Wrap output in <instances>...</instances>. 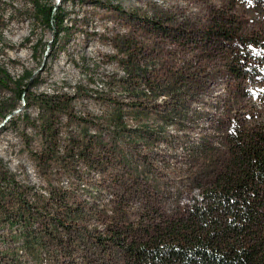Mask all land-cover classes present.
Masks as SVG:
<instances>
[{"label": "trees", "instance_id": "trees-1", "mask_svg": "<svg viewBox=\"0 0 264 264\" xmlns=\"http://www.w3.org/2000/svg\"><path fill=\"white\" fill-rule=\"evenodd\" d=\"M28 1L55 40L73 27L51 0ZM211 1L219 4H209L201 22L163 10L143 17L112 10L156 43L127 35L114 45L126 75L121 84L142 125L127 129L117 111L107 124L113 129L108 148L101 136L87 133L86 119L77 118L84 132L62 158L70 182L49 187L46 196L0 168V223L9 227L0 233V264H264V0ZM88 5L102 7L96 0ZM166 43L191 58L159 55ZM222 72L218 115L186 145L182 170L165 162L158 167L139 153L137 147L155 142L175 149L178 132L193 128L201 115L191 106ZM31 81L30 72L13 79L0 67V88L11 93L0 99V119L20 100L28 103ZM72 99L35 97L46 142L58 135L56 113L72 118ZM45 151L49 160L52 150ZM77 162L84 168L76 173ZM89 173L100 180L91 182Z\"/></svg>", "mask_w": 264, "mask_h": 264}, {"label": "rangeland", "instance_id": "rangeland-1", "mask_svg": "<svg viewBox=\"0 0 264 264\" xmlns=\"http://www.w3.org/2000/svg\"><path fill=\"white\" fill-rule=\"evenodd\" d=\"M93 1L84 0V4H80V0L50 1L55 8L67 13L65 24L71 21L73 26L55 40L54 31L37 22L28 0H0V67L13 79L30 72L31 82H34L25 88L28 103L20 100L12 114L0 119V168L11 174L18 184L30 186L33 192L42 196L47 195L49 187H68L70 177L67 171L64 172L67 167L63 165L62 158L70 150L71 140L84 132L77 118L86 119L87 133L101 136L108 148L111 147L113 129L107 124L117 111H120L127 129L142 125L131 106L128 87L121 84L126 75L118 65L122 57L116 54L114 45L117 38L127 35L153 47L156 43L150 35L145 36L141 30H136V25L123 15L114 13L115 7L120 8L123 14L137 17L151 16L154 11L163 10L175 18L201 22L207 16L208 5L219 4L211 0H96L102 7L88 5ZM161 46L157 52L161 51L159 55H166V58L171 56L167 55L169 52L172 55L177 52L181 59L191 58L189 51L177 45L166 43L162 49ZM171 58L165 61L168 66ZM176 60L172 62L179 65ZM224 80V73L218 74L201 101L191 106L201 115L193 128L178 132L175 149H168L166 143L155 142L148 149L145 145L137 147L139 153L148 154L158 167L165 162L175 166L178 172L182 170L186 145L189 142L195 144L218 115L225 92ZM44 94L73 97L71 119L59 113L54 115L52 122L58 135L51 142H46L41 135V115L35 102L36 96ZM10 97V92L0 88V99ZM147 118L154 117L150 115ZM173 130L169 132L174 133ZM124 145L121 143L122 150ZM45 148L52 150L49 160ZM45 162L49 164L48 168ZM81 168L77 162L73 170L77 173ZM89 174L91 182H98L101 178L96 173ZM28 197L32 200L31 194ZM137 200L132 202L133 205ZM0 224V233L9 231L8 223ZM4 247L1 243L0 252Z\"/></svg>", "mask_w": 264, "mask_h": 264}]
</instances>
